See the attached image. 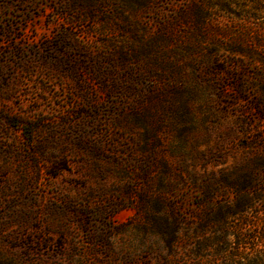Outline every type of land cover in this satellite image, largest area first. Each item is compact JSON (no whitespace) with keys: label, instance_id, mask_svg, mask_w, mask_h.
Wrapping results in <instances>:
<instances>
[{"label":"rangeland","instance_id":"1","mask_svg":"<svg viewBox=\"0 0 264 264\" xmlns=\"http://www.w3.org/2000/svg\"><path fill=\"white\" fill-rule=\"evenodd\" d=\"M207 194L264 247V0H0V264H201Z\"/></svg>","mask_w":264,"mask_h":264},{"label":"trees","instance_id":"2","mask_svg":"<svg viewBox=\"0 0 264 264\" xmlns=\"http://www.w3.org/2000/svg\"><path fill=\"white\" fill-rule=\"evenodd\" d=\"M207 195L202 201V214L196 216L195 223L184 217H160V240L171 250L192 242L201 264H264V247H246L238 225L241 219L228 222L226 202ZM184 224L195 225L191 234L182 228ZM172 225L176 226L175 230L170 228Z\"/></svg>","mask_w":264,"mask_h":264}]
</instances>
